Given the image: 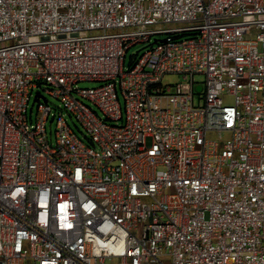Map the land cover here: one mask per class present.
Here are the masks:
<instances>
[{"label":"built area","instance_id":"obj_1","mask_svg":"<svg viewBox=\"0 0 264 264\" xmlns=\"http://www.w3.org/2000/svg\"><path fill=\"white\" fill-rule=\"evenodd\" d=\"M26 263L264 264V0H0V264Z\"/></svg>","mask_w":264,"mask_h":264},{"label":"rangeland","instance_id":"obj_2","mask_svg":"<svg viewBox=\"0 0 264 264\" xmlns=\"http://www.w3.org/2000/svg\"><path fill=\"white\" fill-rule=\"evenodd\" d=\"M146 51V46L145 45H138L136 47H134L133 49H131L128 52L127 55V61H126V67H129L130 64V58L134 55H137V53H139V55L143 54ZM197 82H203L204 81V77L203 76H197L196 77ZM181 82H183V79L181 76L178 75H170L165 77L163 84L164 85H177L180 84ZM97 84H93V83H82L80 84V88L82 89H88V88H95L97 87ZM122 101H123V97L121 96ZM226 101L228 103H232L233 100L230 98H227ZM54 104L59 105L57 102L52 101ZM70 124L72 125L73 129L76 131V133L81 137V138H85V133L82 129V127L78 124H76V122L74 123L73 121L70 120V118L68 117ZM27 264V263H26Z\"/></svg>","mask_w":264,"mask_h":264},{"label":"water","instance_id":"obj_3","mask_svg":"<svg viewBox=\"0 0 264 264\" xmlns=\"http://www.w3.org/2000/svg\"><path fill=\"white\" fill-rule=\"evenodd\" d=\"M200 90V89H199Z\"/></svg>","mask_w":264,"mask_h":264}]
</instances>
